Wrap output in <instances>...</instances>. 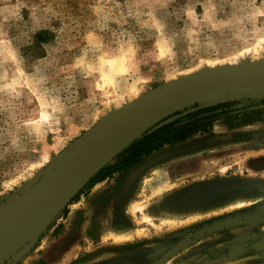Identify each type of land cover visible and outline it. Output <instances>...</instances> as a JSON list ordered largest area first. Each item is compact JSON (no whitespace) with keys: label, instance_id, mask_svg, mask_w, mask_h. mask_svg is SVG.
<instances>
[{"label":"rangeland","instance_id":"rangeland-1","mask_svg":"<svg viewBox=\"0 0 264 264\" xmlns=\"http://www.w3.org/2000/svg\"><path fill=\"white\" fill-rule=\"evenodd\" d=\"M262 40L264 0H0V208L129 102ZM225 95L164 117L221 105L205 115L228 112L225 137L201 132L86 183L2 263L150 264L183 241L165 264H264V91Z\"/></svg>","mask_w":264,"mask_h":264},{"label":"water","instance_id":"water-1","mask_svg":"<svg viewBox=\"0 0 264 264\" xmlns=\"http://www.w3.org/2000/svg\"><path fill=\"white\" fill-rule=\"evenodd\" d=\"M252 88L264 91V60L209 67L148 91L129 102L127 107L119 109L114 118H109V125L105 124L106 126L96 128L83 136L68 153L63 154L62 161L34 188L20 199L1 207L0 228L25 224L60 199L51 216L53 217L95 174L137 138L163 120L171 110L198 99H209L204 105H212L226 97V93ZM120 119L124 124L116 129L112 136L107 137L108 129L113 128ZM205 186L207 185L193 188L190 193H196ZM215 225L204 227L195 234L214 229ZM40 233L41 228L34 238L27 241L28 245H32ZM184 243L177 242L150 264H155L165 255L168 260Z\"/></svg>","mask_w":264,"mask_h":264},{"label":"trees","instance_id":"trees-1","mask_svg":"<svg viewBox=\"0 0 264 264\" xmlns=\"http://www.w3.org/2000/svg\"><path fill=\"white\" fill-rule=\"evenodd\" d=\"M220 106L221 105H215L198 109L181 118L165 123H162L164 119L161 120L119 153L112 162L104 166L88 181L87 185L96 178H104L116 171L127 170L140 163L152 153L163 149L165 146L185 142L196 137L201 132L206 133V139L211 138L215 135L212 131L213 120L207 119L217 117L220 114H227L228 112L222 111L208 116L205 114L219 109ZM227 125L231 127L229 123Z\"/></svg>","mask_w":264,"mask_h":264},{"label":"bare ground","instance_id":"bare-ground-1","mask_svg":"<svg viewBox=\"0 0 264 264\" xmlns=\"http://www.w3.org/2000/svg\"><path fill=\"white\" fill-rule=\"evenodd\" d=\"M249 51H242L236 58L234 57L235 58L234 60H230V62L228 60V62L230 64H232V65H235V64L239 63V61H241V60H244V61L245 60L246 61L247 60L248 61L250 60L251 61L255 57H258L260 54H262L264 52V40H262L258 44V46L255 47L253 50L251 49V51L250 52ZM213 66H214V64H213ZM211 190H212L211 191L212 193L217 192L219 190V186H212ZM58 202H60V199L58 201H56L52 206H50L49 208H47L45 211H43L39 215L35 216L31 220H29L28 222H30V221L33 222L34 220H36L39 217V219L36 222H34L32 224H29L28 226H26L23 229H14V227L19 226V224L11 225V226H6V227H1L0 228V230H2V229H8V228H13V229L5 230L3 232L1 231V233H0V264L11 253H14L15 250L20 245H22L26 240H28V239L30 240V238L31 239L34 238V236L39 232V229L41 227L42 222H44L45 219H47V217L49 218V215L50 214L46 217L47 212L49 213L52 210V208H54V206L56 204H58ZM46 221H48V219ZM120 236H123V235L121 234ZM166 258H167V255L161 257L160 260H158L155 264H162V263L165 264L169 260V259L166 260Z\"/></svg>","mask_w":264,"mask_h":264},{"label":"crops","instance_id":"crops-1","mask_svg":"<svg viewBox=\"0 0 264 264\" xmlns=\"http://www.w3.org/2000/svg\"><path fill=\"white\" fill-rule=\"evenodd\" d=\"M222 116H223V115H220V116H217V117H214V118H209V119H207V120H213V129H212V131H213L214 134L216 135V136H213L212 138H210L209 140H211V139H213V138H215V139H219L220 137L223 138V137L226 136L225 134H226L228 131H230L228 125H227L226 123H224L223 119L221 118ZM214 119H215V120H214ZM204 121H206V120H204ZM217 125H221V127L224 126L226 130H220V131L215 130V128H216ZM232 130H233V129H232ZM133 167H134V166H133ZM130 169H133V168H130ZM130 169H129V170H130ZM130 190H131V187H130ZM155 202H156V200H155ZM155 202H153V203H155ZM152 205H153V204H152ZM152 205L146 207V208L144 209V212L150 210V208L152 207ZM153 208H154V206H153ZM129 213H130V212H129ZM131 214H132V213H131ZM148 214H149V213H148ZM132 215H133V214H132ZM137 215H138V211H137ZM137 215H136V216H137ZM124 228H126V227H121V229H124ZM127 228H129V227H127ZM123 231H124V230H123ZM118 232H121V231H118ZM125 232H127V231H125ZM135 236H137V235L134 234V241L136 240V237H135ZM119 237H120V235H119ZM140 239L144 240V238H140ZM167 264H173V262H171V260H170Z\"/></svg>","mask_w":264,"mask_h":264}]
</instances>
